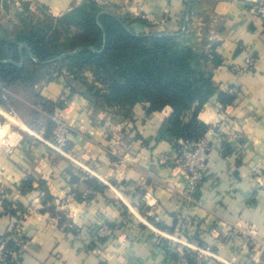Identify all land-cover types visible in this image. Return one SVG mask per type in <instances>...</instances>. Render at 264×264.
Wrapping results in <instances>:
<instances>
[{
  "label": "crops",
  "instance_id": "crops-1",
  "mask_svg": "<svg viewBox=\"0 0 264 264\" xmlns=\"http://www.w3.org/2000/svg\"><path fill=\"white\" fill-rule=\"evenodd\" d=\"M253 1L108 0L107 5L137 20L131 25L135 35L183 34L193 49L203 41L215 45L220 62L212 68V82L219 92L236 97L222 103L213 96L197 113L207 126L211 152L196 203L188 206L178 202L184 178L170 158L182 140L161 136V126L174 114L170 106L147 113L149 103H138L124 122L94 113L80 95L54 110L72 128L69 152L98 177L29 136L26 148L23 142L12 156L0 157V234L21 227L25 245L17 264H166V256L179 258L169 253L162 233H174L184 218L191 241L220 259L264 264V23L249 14ZM86 2L0 0V25H17L22 5L57 19ZM25 47H18L20 55ZM246 55L255 57L254 68L233 72ZM0 86L8 87L1 78ZM230 86L239 92L228 93ZM66 87L59 76L34 84L28 103L20 97L37 113L38 121L33 117L27 126L38 135L50 133L33 95L56 102ZM196 106L184 113L185 119ZM163 156L167 161L160 160ZM93 179L97 183L91 185ZM101 220L118 225L113 238H93ZM186 262L219 263L188 255Z\"/></svg>",
  "mask_w": 264,
  "mask_h": 264
},
{
  "label": "trees",
  "instance_id": "trees-1",
  "mask_svg": "<svg viewBox=\"0 0 264 264\" xmlns=\"http://www.w3.org/2000/svg\"><path fill=\"white\" fill-rule=\"evenodd\" d=\"M39 13H30L22 5L17 25H0V78L12 89L31 94L34 84L62 76L70 95L89 101L94 113L123 120L131 119L134 106L141 102L149 103L147 113L170 106L173 117L161 126L162 138L170 141L203 137L207 126L196 117L201 105L213 96L222 103L236 97L219 92L212 82L211 71L220 58L208 41L193 49L183 34L135 35L131 25L137 20L93 0L57 19ZM21 44L26 47L20 55ZM33 97L43 111L53 112L56 102ZM195 104L185 119L184 113ZM47 125L50 133L49 119ZM174 145V150L179 149ZM7 247L19 250L12 242Z\"/></svg>",
  "mask_w": 264,
  "mask_h": 264
},
{
  "label": "built area",
  "instance_id": "built-area-1",
  "mask_svg": "<svg viewBox=\"0 0 264 264\" xmlns=\"http://www.w3.org/2000/svg\"><path fill=\"white\" fill-rule=\"evenodd\" d=\"M98 6L107 5L108 0H93ZM249 14L262 20L264 23V0H255L248 9ZM256 59L251 55H246L242 67H235L233 72H249L254 68ZM228 93L237 94L239 92L237 86H230L227 88ZM78 95H70L68 87L60 95L56 101V109H64L67 107L68 102ZM5 101L6 98H4ZM52 113L44 112L45 116L52 122L53 127L49 137L38 135L35 131L31 130L28 126L24 128L29 137L39 140L50 151L57 155L67 158L75 163L82 172L89 176L98 175L88 167L81 164L75 157L71 155L68 148L69 135L71 126L66 123L62 116L56 115L55 111ZM15 115L13 112L10 113ZM1 124V123H0ZM3 129L6 124H1ZM2 129V131H3ZM0 131V157H10L14 154L16 149L20 148L25 140V131H14L12 128L7 133ZM211 152V145L209 140L203 136L196 141H180L179 149L173 152L172 160L180 169L183 178L184 186L176 193L178 202L182 205H191L196 203L195 191L202 183L209 164V156ZM167 157L163 156L161 161H167ZM189 225L188 219H179V226H176L175 232L172 234L162 233L166 241H168V250L171 254H176L179 258L175 260L171 256H166V264H187V255L195 260L201 257H208L217 260L218 264H233L216 256L210 248L202 247L193 243L190 235L186 232ZM118 225L111 223L108 220H101L93 231V236L97 240H108L114 237ZM161 235V234H160ZM12 242L19 247L18 252L8 249L7 243ZM25 245V240L22 236L21 227L17 224L14 225L8 235L0 234V264H8L11 259H19L20 252Z\"/></svg>",
  "mask_w": 264,
  "mask_h": 264
},
{
  "label": "rangeland",
  "instance_id": "rangeland-1",
  "mask_svg": "<svg viewBox=\"0 0 264 264\" xmlns=\"http://www.w3.org/2000/svg\"><path fill=\"white\" fill-rule=\"evenodd\" d=\"M8 88L9 87L3 88L0 86V123L3 125L6 124L5 128L2 131V134L7 133L9 129L11 130V128L14 131H17L19 129L20 131H25L24 128H27V122L29 124H32L31 119L33 117H34L33 122L38 121L35 118L36 116L35 114L37 113L34 114L30 107L27 108L28 106L26 104L20 103V97L22 98L23 102H27V103L29 102V100L31 99V96L29 95V93L22 92L20 88L12 89L10 87L11 88L10 90H8ZM4 98H6L7 101H5ZM13 100L15 101V104H13ZM12 112L15 115L10 114ZM43 112H46V111H43ZM113 119L115 121L119 120V118L117 119L113 118ZM126 120L122 119V122ZM24 133H25V138H27L28 134L26 133V131Z\"/></svg>",
  "mask_w": 264,
  "mask_h": 264
},
{
  "label": "water",
  "instance_id": "water-1",
  "mask_svg": "<svg viewBox=\"0 0 264 264\" xmlns=\"http://www.w3.org/2000/svg\"><path fill=\"white\" fill-rule=\"evenodd\" d=\"M1 85L3 86V83ZM24 143H25L24 148H26L28 143H30V140L29 139H25Z\"/></svg>",
  "mask_w": 264,
  "mask_h": 264
}]
</instances>
